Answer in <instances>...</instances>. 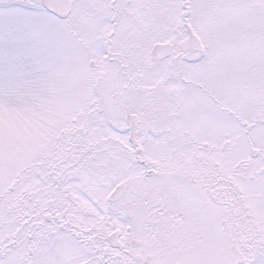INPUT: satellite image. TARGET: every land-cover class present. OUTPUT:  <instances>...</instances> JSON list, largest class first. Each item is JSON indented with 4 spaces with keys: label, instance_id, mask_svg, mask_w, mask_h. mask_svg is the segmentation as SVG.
Masks as SVG:
<instances>
[{
    "label": "snow or ice",
    "instance_id": "1",
    "mask_svg": "<svg viewBox=\"0 0 264 264\" xmlns=\"http://www.w3.org/2000/svg\"><path fill=\"white\" fill-rule=\"evenodd\" d=\"M0 264H264V0H0Z\"/></svg>",
    "mask_w": 264,
    "mask_h": 264
}]
</instances>
